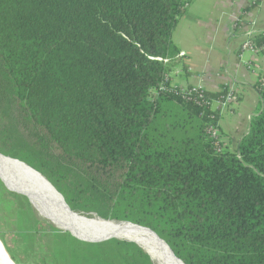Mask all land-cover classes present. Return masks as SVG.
<instances>
[{
  "label": "trees",
  "instance_id": "trees-1",
  "mask_svg": "<svg viewBox=\"0 0 264 264\" xmlns=\"http://www.w3.org/2000/svg\"><path fill=\"white\" fill-rule=\"evenodd\" d=\"M186 2L0 0V77L22 138L16 149L0 127V153L74 212L152 229L185 264H264V75L247 132L219 151L210 131L225 137L221 108L239 95L174 87L163 62ZM250 42L262 53L264 31ZM3 207L18 209V246H41L47 264L154 263L127 241L28 229L30 201L0 181Z\"/></svg>",
  "mask_w": 264,
  "mask_h": 264
},
{
  "label": "crops",
  "instance_id": "crops-1",
  "mask_svg": "<svg viewBox=\"0 0 264 264\" xmlns=\"http://www.w3.org/2000/svg\"><path fill=\"white\" fill-rule=\"evenodd\" d=\"M263 31L264 0H190L172 35L168 75L174 87L216 92L228 86L239 95L220 112V129L232 147L260 108L255 85L264 75V51L244 52L243 45Z\"/></svg>",
  "mask_w": 264,
  "mask_h": 264
},
{
  "label": "bare ground",
  "instance_id": "bare-ground-1",
  "mask_svg": "<svg viewBox=\"0 0 264 264\" xmlns=\"http://www.w3.org/2000/svg\"><path fill=\"white\" fill-rule=\"evenodd\" d=\"M0 178L9 188L17 191L24 190L15 178L28 179L31 183L37 184L33 180L31 172L23 166L16 165L11 162L0 159ZM35 206L41 214L48 217L51 223L59 228H63L73 232L75 235L84 239H100L105 237H116L119 239L132 240L145 248L152 256L156 264H182L175 259L168 249L159 242L156 237L149 231L139 228L128 223H117L101 219L97 216H86L78 214V216L88 217L93 220L91 223H84L77 216L67 210H59L58 208H47L45 202H41L40 198L29 193ZM76 213V212H75ZM91 224L92 226H89ZM0 264H15L0 241Z\"/></svg>",
  "mask_w": 264,
  "mask_h": 264
},
{
  "label": "rangeland",
  "instance_id": "rangeland-1",
  "mask_svg": "<svg viewBox=\"0 0 264 264\" xmlns=\"http://www.w3.org/2000/svg\"><path fill=\"white\" fill-rule=\"evenodd\" d=\"M4 86H5V84L2 80V78L0 77V127H2L5 130H9L11 132V135L15 137V135H17V132H18L17 129L18 128L14 124V122H15V115L13 112L14 110H13V107H12L10 100L5 96L6 92H5ZM224 121L225 122L227 121L226 117H224ZM248 126H249V124H248ZM15 139L17 142H15V140H14L13 143L10 142L9 144L11 146L15 147L16 149H18L19 146H16V145H20L22 138L20 136H16ZM233 147H235V146H233ZM9 192H11V191H9ZM11 193L13 195H16L19 197H24L22 195L14 193V192H11ZM21 202L22 203L19 206L22 207L24 205V201H21ZM32 207H33V214L29 215L30 221H27L25 223V226L28 229L33 228V230H34V229L38 228L41 230H46V229L49 230L51 227L57 228L50 221H48L43 216H41V214L37 211V209L33 205H32ZM15 209L16 208H14L13 210H8L5 207L0 208V241H1L2 245L5 247V250L8 253V256L10 257V259L15 264H47V262L45 260L46 256L43 253L44 249L41 246H37L34 248H24L23 250L18 246L19 244L17 243V241L20 239V237L14 233V230H16L17 227H19L21 225V219L19 218V215L17 214L18 209L17 210H15ZM103 213L108 214L109 212L104 211ZM78 214L86 215L89 217L97 216V217L104 219V220L113 221L112 219H110L109 216H107V218H105V217L99 216L96 213L85 214L82 212L81 213L78 212ZM24 219H26V218H24ZM36 220H38V221H36ZM114 222H116V221H114ZM114 240H117V239H114ZM119 241H124V240L119 239ZM7 246L9 247V249ZM9 250L11 251V254L16 257V260L19 263H16L12 259V256H11ZM153 264H156V263H153Z\"/></svg>",
  "mask_w": 264,
  "mask_h": 264
},
{
  "label": "water",
  "instance_id": "water-1",
  "mask_svg": "<svg viewBox=\"0 0 264 264\" xmlns=\"http://www.w3.org/2000/svg\"><path fill=\"white\" fill-rule=\"evenodd\" d=\"M0 159L3 160V161L14 163V164L19 165V166H23V167H25L26 169H28L31 172V175H33V180L37 184L31 183L28 179L15 178L16 180H18V183H21L20 186L24 189V190H21V191H17V190H13V189L9 188V186L5 182H3L1 178H0V181H1V183H3L5 185V187L9 191L17 193L19 195H22V196L26 197L30 201V203L37 209V211L39 213H40V211L35 206L34 201L31 199L33 197L31 196V194H29L31 192H33V194L37 195L40 198L41 202H45V204L47 205V208H49V209L50 208H56V209L58 208L59 210H67L68 212H70L73 215L77 216L78 219L84 221V223H91L93 221V220L88 219V217L78 216V213H75L69 207V205L67 204L64 196L60 192H58L57 189L42 174L37 172L35 169L31 168L30 166H28L27 164H25V163H23V162H21L19 160L7 157V156H5V155H3L1 153H0ZM41 216H43L45 219L50 221V219L48 217L44 216L43 214H41ZM125 223H127V222H125ZM128 224L133 225L132 223H128ZM88 225L92 226L91 224H88ZM134 226H137L139 228H142V229H145V230L151 232L156 237V239L159 242H161L168 249V251L171 253V255L175 259H177L182 264H185L183 261H181L179 258L176 257V255L174 254V252L170 248V246L167 244V242L164 241L163 239H161L159 237V235L155 231H153L152 229L146 228V227L135 225V224H134ZM57 228L60 229L61 231L68 232V233L72 234L74 237H76L77 239H79V240H81L83 242L92 243V244H100V243H104V242H107V241H110V240H114V239L119 240V238H116V237H105V238L103 237V238L96 239V240L84 239L82 237H79V236L75 235L73 232H71L69 230H66V229H63V228H59V227H57ZM120 240H124V241L130 242V243L137 244L138 246L143 248L140 244H138L135 241L127 240V239H120ZM143 249L150 255V257L152 259L151 254L145 248H143ZM152 261H153V259H152Z\"/></svg>",
  "mask_w": 264,
  "mask_h": 264
},
{
  "label": "built area",
  "instance_id": "built-area-1",
  "mask_svg": "<svg viewBox=\"0 0 264 264\" xmlns=\"http://www.w3.org/2000/svg\"><path fill=\"white\" fill-rule=\"evenodd\" d=\"M189 7V2H186V4L184 5V7L182 8V14L181 16L186 12V10ZM243 51H251V52H257L258 50L255 49L254 45L249 41H247L244 45H243ZM165 63V65H168L170 63V59H166L163 61ZM252 68L251 66H249V69ZM232 101H234L233 98H228L227 103L225 104V106H227L229 103H231ZM211 132V137L216 141V144L219 148V151H221L224 147H230L231 146V141L228 137H220L219 133L217 131H210Z\"/></svg>",
  "mask_w": 264,
  "mask_h": 264
}]
</instances>
